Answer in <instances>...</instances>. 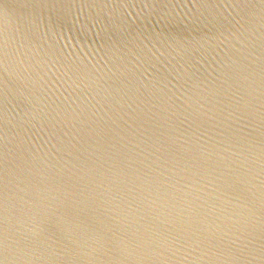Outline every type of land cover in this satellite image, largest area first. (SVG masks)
Masks as SVG:
<instances>
[{
    "label": "water",
    "instance_id": "obj_1",
    "mask_svg": "<svg viewBox=\"0 0 264 264\" xmlns=\"http://www.w3.org/2000/svg\"><path fill=\"white\" fill-rule=\"evenodd\" d=\"M0 264H264V0H0Z\"/></svg>",
    "mask_w": 264,
    "mask_h": 264
}]
</instances>
